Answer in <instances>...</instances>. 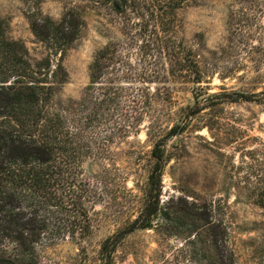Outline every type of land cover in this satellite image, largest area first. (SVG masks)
Wrapping results in <instances>:
<instances>
[{
    "label": "rangeland",
    "instance_id": "1",
    "mask_svg": "<svg viewBox=\"0 0 264 264\" xmlns=\"http://www.w3.org/2000/svg\"><path fill=\"white\" fill-rule=\"evenodd\" d=\"M44 17L66 22L69 28L70 21L78 26V36L62 57L32 32L31 23ZM177 18L178 35L204 72L199 84L183 83L182 78L164 86L140 83L137 70L131 74L127 69H141L143 63L137 35L141 20L129 11L116 12L107 0H0L6 37L21 42L31 60L49 58L52 69L61 60L66 79L54 93L55 110L86 114L101 87L114 85L122 88L119 113L128 115L131 97L142 94L137 120H119L124 125L137 122L135 128L130 124L128 132L115 130L103 145V160L86 161L85 172L102 168L106 181L99 185L102 197L91 212V234L84 239L63 234L46 242L42 264H102L103 240L138 214L157 142L165 156L163 200L184 195L219 203L235 236L239 264H264V0H195L181 7ZM105 48L101 77L91 81V65ZM113 50L114 60L107 59ZM148 62L155 67L153 58ZM158 89L165 90L154 103ZM84 99L87 109L82 112ZM194 104L199 112L182 122V131L166 135L177 113ZM109 130L99 129L101 134ZM167 231L162 226L129 232L116 244L111 263L184 264L181 246L186 234Z\"/></svg>",
    "mask_w": 264,
    "mask_h": 264
},
{
    "label": "trees",
    "instance_id": "2",
    "mask_svg": "<svg viewBox=\"0 0 264 264\" xmlns=\"http://www.w3.org/2000/svg\"><path fill=\"white\" fill-rule=\"evenodd\" d=\"M107 1L116 12L129 11L141 20L137 35L141 38L138 51L143 63L141 69H127L131 74L137 70L140 83L161 82L164 86L178 78L183 83L202 82L204 72L195 53L178 35L177 11L195 0ZM65 23L44 17L40 23L32 22L31 29L55 53L60 50L62 57L78 36V26L70 21L69 28ZM106 50L99 51L91 65V81L101 77ZM114 54L113 50L107 59L114 60ZM149 58H153L155 67ZM65 79L61 60L53 69L49 58L31 60L21 42L6 37L0 20V264H42L41 252L46 242L63 234L73 239L91 234V212L102 197L99 185L106 181L102 168L85 172L86 161H102L106 155L103 145L107 146L115 130L128 132L130 124L134 129L133 123H137L124 125L119 120L129 116L137 120L142 94L131 97L128 115L119 113L122 88L114 85L101 87V94L86 114L74 116L55 110L52 99ZM163 90L158 89L153 96L154 103ZM168 92L166 88V98ZM235 95L251 98L241 92ZM144 98H148V93ZM84 102L82 112L87 109L86 99ZM189 106L177 113L166 135L181 132L182 122L199 112L196 104L191 105L192 109ZM103 126L110 130L101 134L99 129ZM151 156L155 161L138 214L103 240L102 264H112L116 244L129 232L162 226L167 233L186 234L181 246L184 264H239L235 236L220 213V204L189 200L184 195L163 200L165 156L159 142ZM260 196L264 206V193Z\"/></svg>",
    "mask_w": 264,
    "mask_h": 264
}]
</instances>
